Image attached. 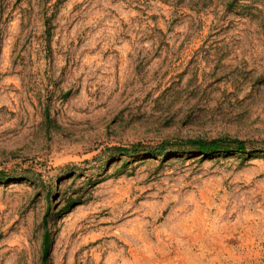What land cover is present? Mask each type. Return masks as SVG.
<instances>
[{
  "label": "rangeland",
  "instance_id": "obj_1",
  "mask_svg": "<svg viewBox=\"0 0 264 264\" xmlns=\"http://www.w3.org/2000/svg\"><path fill=\"white\" fill-rule=\"evenodd\" d=\"M0 264H264V0H0Z\"/></svg>",
  "mask_w": 264,
  "mask_h": 264
},
{
  "label": "trees",
  "instance_id": "obj_2",
  "mask_svg": "<svg viewBox=\"0 0 264 264\" xmlns=\"http://www.w3.org/2000/svg\"><path fill=\"white\" fill-rule=\"evenodd\" d=\"M189 145H191V149H194L205 155L221 150V146H219L217 141L206 142L203 140H198L189 142ZM235 149H244V144L242 142H237Z\"/></svg>",
  "mask_w": 264,
  "mask_h": 264
}]
</instances>
